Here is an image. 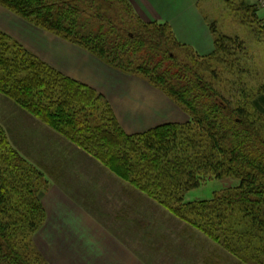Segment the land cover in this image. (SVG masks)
Wrapping results in <instances>:
<instances>
[{"label":"trees","instance_id":"obj_1","mask_svg":"<svg viewBox=\"0 0 264 264\" xmlns=\"http://www.w3.org/2000/svg\"><path fill=\"white\" fill-rule=\"evenodd\" d=\"M220 1L237 24L246 21L257 42H264L259 5ZM0 6L107 66L148 81L189 119L127 134L110 108L101 110L99 120L100 98L91 88L0 32L4 98L239 264H264V86L251 99H229L208 80L217 69L207 60L223 64L222 57L237 55L244 50L241 37L224 35L211 23L215 50L201 56L179 42L167 23L140 20L126 0H0ZM39 176L0 127V264H36L19 241L45 218L33 187ZM229 178L239 184L211 200L185 201L186 193L206 182Z\"/></svg>","mask_w":264,"mask_h":264},{"label":"crops","instance_id":"obj_2","mask_svg":"<svg viewBox=\"0 0 264 264\" xmlns=\"http://www.w3.org/2000/svg\"><path fill=\"white\" fill-rule=\"evenodd\" d=\"M126 1L140 20L167 23L179 42L199 55L214 52L210 24L215 23L217 27V22L210 19L205 10L210 12L219 0ZM246 1L250 4L260 2ZM2 16L0 19L7 20V24L0 22L4 25L3 29L17 37L27 49L65 76L104 95L128 134L188 120L186 114L185 119H180L178 107L161 94L149 90L141 79L124 76L83 49L21 24L13 16L6 13ZM21 27L26 28L22 34L19 33ZM38 123L37 119L0 95V125L9 142L25 159L46 174L51 183L48 196L52 197L50 201L53 204L72 203L81 208L82 217L78 223L85 231L82 238L85 243L95 245L94 239L87 242V238H84L93 229L100 244L107 243V250L112 255L101 258L107 260L106 264H239L234 257L185 223L173 216H170L171 220L163 219L165 214L161 207L148 204L147 198L132 190L69 141ZM99 192L100 196L102 192L108 194L104 202L113 211L110 226L90 220L91 213L99 203L96 198ZM68 198L70 200L67 201ZM97 228L107 231L99 235L94 231Z\"/></svg>","mask_w":264,"mask_h":264},{"label":"rangeland","instance_id":"obj_3","mask_svg":"<svg viewBox=\"0 0 264 264\" xmlns=\"http://www.w3.org/2000/svg\"><path fill=\"white\" fill-rule=\"evenodd\" d=\"M243 1L248 5H252L246 0ZM260 2H257L256 4L261 7ZM263 11L264 8L261 7L259 12L260 18L262 17ZM0 12H3L0 13V18H3L2 15L6 13V15H10L17 18L21 22V24H25L40 31H44L26 22L25 20L21 19L17 15L13 14L12 12L8 11L7 9L1 6H0ZM205 13L210 19H213L215 22H217L216 28L220 33L231 37L239 36L245 42L243 47L244 50L239 49L237 51L238 52L237 55L231 58L222 57L224 62L223 64L215 63L214 62L215 58H210L207 60L208 63L211 65L212 70L217 69V75L215 77L208 76L209 78L208 80L212 85L219 88L221 94L225 98L244 99V100L251 99L253 96L257 94L258 89L264 86V42L261 43L257 42V39L251 33L249 24L248 25L246 24V21L243 26L237 24L233 18V13L230 10H228L227 7L224 5V3H222L221 1L214 4L210 12L208 10H205ZM0 22L7 24V20L4 21L0 19ZM3 27L4 25L0 23L1 33H4L12 41L16 42L18 45L24 48L33 57L37 58L39 61H42L46 65L50 66L52 69L64 75L59 70L53 68L51 65L46 63L42 57L40 58L39 56L31 52L29 49H27L26 46H24L21 41L16 39L17 37L9 34V31H5ZM17 27L20 26H16L15 28ZM20 29L21 30L19 31V33L22 34L24 33V31L22 30H25L26 28L21 27ZM121 73L124 74V76L141 79L143 82H145V85L149 90H153L154 92L161 94L168 101H170L172 104L178 107L181 113L178 114L180 119L186 118L185 117L186 113L174 102H172L161 89L150 85L148 81L140 77L132 76L124 72ZM85 86L91 88L100 98V103H99L100 111L99 113H97L99 114V120L104 119L102 115L103 112L101 110L105 111L108 107L113 113L119 126L122 128V130L125 133H127L124 130L121 123L118 121L110 101L107 98H105L104 95L97 92L94 88L88 85ZM187 118L189 119L188 115ZM123 119H125V117H123ZM40 124L42 125L43 123L40 122ZM43 126L48 127V125L45 124H43ZM48 128L51 129L54 133H56L54 129L51 128L50 126ZM12 148L15 149L21 155V157L29 164V166L33 167V169L37 170V172L41 175L39 176V178H35L36 181L34 182L33 187L38 189V199L43 208L45 218L42 225L39 227V229L36 232L25 235V237L21 238L19 241V244L21 246L27 245V248L32 258L31 259L32 262H36V264H93V262H95L94 264H101V263L106 264L107 260L106 259L101 260V258H109L110 255H112V253L107 250L108 248L107 243L100 244V240H98V238L93 233V229H91V231L86 233L85 234L86 236L84 238H87L86 239L87 242H90L92 239H94L95 245L91 243L89 244L85 243V241L82 238V233L84 229H81L79 226L80 223H78L82 217L81 208L72 205V203L71 205L67 203L65 204L60 203L59 205L53 204V201H50V198L52 197L48 196L50 189L49 186L51 185V183H49L46 174L43 171H41L39 167H37L34 163H31L27 159H25L24 156L16 148H14L13 146ZM17 179L19 178L17 177L16 180ZM238 184L239 182L237 180L230 178L222 179V180H211L203 184L201 187L186 193L185 201L199 202V201L211 200L215 193L222 192L229 188H235V186H237ZM102 193L103 195L100 196V192H99L98 195L96 196V198L98 199L97 201H99V203L96 205L95 211L91 213L92 216L90 217L92 219L90 218V220L110 226L109 224L112 221L110 219V216L112 215L113 211L111 206L107 204V202H104V199L108 194L106 192H102ZM70 198H68L67 201L70 200ZM148 204H154V203L148 200ZM164 214H165V218L163 219L171 220L170 218L171 215L165 210H164ZM111 217L113 219V216ZM94 231L95 233L98 232L100 233L99 235H102L107 230L97 228L94 229Z\"/></svg>","mask_w":264,"mask_h":264},{"label":"built area","instance_id":"obj_4","mask_svg":"<svg viewBox=\"0 0 264 264\" xmlns=\"http://www.w3.org/2000/svg\"><path fill=\"white\" fill-rule=\"evenodd\" d=\"M260 5L262 8H264V0H261Z\"/></svg>","mask_w":264,"mask_h":264}]
</instances>
